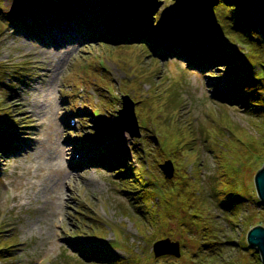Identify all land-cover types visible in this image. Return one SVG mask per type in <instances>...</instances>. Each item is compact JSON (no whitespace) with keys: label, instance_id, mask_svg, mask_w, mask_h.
<instances>
[{"label":"rangeland","instance_id":"374dc122","mask_svg":"<svg viewBox=\"0 0 264 264\" xmlns=\"http://www.w3.org/2000/svg\"><path fill=\"white\" fill-rule=\"evenodd\" d=\"M44 1L0 0V10L22 20L15 27L4 18L0 35V64L11 86L0 96L20 120L9 131L14 147L0 156V219L19 239L10 264H261L246 239L250 228L264 226L255 182L264 163V108L226 97L233 92L227 65L198 68L184 56L148 54L142 42L89 37L141 26L144 17L125 14L114 1L96 11L90 0L61 3L58 12H39L37 26L27 12ZM101 11L109 21L91 24ZM173 19L196 21L186 9L174 10ZM162 38L156 32L154 39ZM123 94L135 100L145 125L165 132L160 142L175 166L167 178L184 182L181 191L164 196L170 184L162 178L163 159L150 166L155 171L138 166L144 129L132 136L117 128ZM119 159L118 169L107 165ZM125 166L144 172L142 182L119 175ZM211 219L222 242L203 248L196 233L211 228ZM168 236L180 240L181 255L155 257L154 241ZM100 247L110 253L90 258Z\"/></svg>","mask_w":264,"mask_h":264},{"label":"trees","instance_id":"16d2710c","mask_svg":"<svg viewBox=\"0 0 264 264\" xmlns=\"http://www.w3.org/2000/svg\"><path fill=\"white\" fill-rule=\"evenodd\" d=\"M84 1L87 0H45V4L43 3L39 11H31L28 9L27 13H32V24L36 22L37 26H39L40 22H37L36 18L39 12H58L59 8L55 6L61 3L72 6L77 2L84 3ZM112 1H114V4L120 7L125 14L133 17H144L141 26L136 23L129 28L123 24L121 29L119 28V32L112 33V35L107 32L101 34L98 31L96 35L95 32H88L89 37L102 36L108 38L109 41L113 38L112 40L118 45H129L135 44V42H142L146 45H140L144 47V51L149 52L148 54H152V50L156 54L168 52L178 56H184L189 61V64L198 68H204L205 65H212L220 69V65H227V67L232 70L231 73L229 71V80H227V82L230 85V91L233 89V92L226 97L233 100L237 99L244 105L256 103L258 107H261L259 109L264 108V41L249 16L244 0H166V2H163L164 0H144L142 7H139L138 4L135 3L136 0H90V4L92 10L96 11ZM49 5L52 6L48 8ZM185 9L190 12V15H192L196 21L185 27L173 26V11ZM3 10H0L1 13H3L0 19V35H2L4 31L3 20L4 18H9L10 15L5 11L3 12ZM103 11H101L102 13L99 12L100 15L99 13L94 15L90 19V23L94 24L98 21H109ZM22 14L18 15V17H24L26 14L25 11L24 14ZM159 18L160 22L158 23ZM9 19L13 22V25H19L22 21H18L15 16H10ZM27 21L28 20L25 19L23 22L28 29L34 27L32 24H28ZM82 22L83 21H81V23ZM156 32L163 36L161 40L156 41V39H154ZM101 43L105 44L106 42ZM258 64L259 66H257ZM5 74V69L3 65L0 64V90L3 86L11 87L10 85H6L8 81L4 80ZM2 102L0 96V156L1 151L5 152L14 147L15 141L9 131L20 124V120L14 114L12 107L10 105H4ZM137 102H139V100ZM87 108L88 107H86L84 111L87 112ZM93 114L95 115L94 112ZM93 117L98 121L96 115L92 116V118ZM139 123L144 129V134L142 137H139L140 148H138V157L141 163L138 164V166L144 169L150 166H157L162 159L163 161L173 159L170 157L171 155L164 151L163 144L160 142L165 132H162L160 136L152 125H145V122L140 119ZM6 128L9 130L6 131ZM185 128L189 127L185 126ZM165 136L166 135H164V137ZM107 138L108 137L103 140ZM114 151L120 154L119 149L114 148ZM175 152H177V150H175ZM99 160L104 161V159L101 158ZM111 162L112 163L107 165L118 169V166L124 161L119 159L112 160ZM134 166L136 165L134 164ZM133 174L136 182H142L140 175H144V172L140 171V175H137L127 166L119 170V175L133 176ZM162 178L166 183L168 182L170 184L167 185L168 190L167 187L166 189L164 188L165 197H167V194H172L174 189L181 191L185 185V183L181 182L177 177L172 179V182H170V179L167 177L162 176ZM194 217H198V215H194ZM209 221L212 223L213 220L211 219L208 220V222ZM4 223L3 219H0V264H10L13 251L16 249V246L19 245V239L14 234L5 233V231L8 230L3 229ZM183 229L184 231H191V227L188 225H185ZM216 229L217 227L213 223L211 228L207 226L204 228L201 227L200 234L196 233L202 243L201 247L205 245L203 248L208 246L211 248L213 245L222 242L219 240V235L212 234ZM100 248H102V252L98 251L99 248H93V252L91 251L92 253L88 252L87 254L90 258L93 255H99L101 258L103 255L106 256L110 253L108 248ZM210 252L215 251L210 250ZM111 255L115 257V254ZM115 258L119 257L116 256ZM214 260L215 259L210 262L215 263L212 262Z\"/></svg>","mask_w":264,"mask_h":264},{"label":"water","instance_id":"95a60500","mask_svg":"<svg viewBox=\"0 0 264 264\" xmlns=\"http://www.w3.org/2000/svg\"><path fill=\"white\" fill-rule=\"evenodd\" d=\"M244 2L253 24L258 29L264 41V0H244ZM174 23H177V21L174 20ZM186 23L184 19L178 21V24L181 26H185ZM118 120L120 125L126 128L132 136H140L141 130L135 112V104L128 95L124 97L123 106L118 110ZM165 161L161 164V167L166 177H172L175 170L174 163L171 159ZM255 182L258 194L264 202V163L256 173ZM247 240L250 244L258 248L261 255V264H264V226L255 225L250 228L247 233ZM153 250L155 256L163 254L180 256L182 253L180 240L173 239L170 236L155 240Z\"/></svg>","mask_w":264,"mask_h":264},{"label":"bare ground","instance_id":"6f19581e","mask_svg":"<svg viewBox=\"0 0 264 264\" xmlns=\"http://www.w3.org/2000/svg\"><path fill=\"white\" fill-rule=\"evenodd\" d=\"M61 43V42H60ZM62 45L64 44V41H62V43H61Z\"/></svg>","mask_w":264,"mask_h":264}]
</instances>
